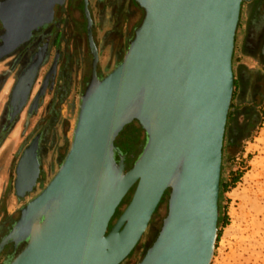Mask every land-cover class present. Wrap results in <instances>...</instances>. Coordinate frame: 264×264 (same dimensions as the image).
Segmentation results:
<instances>
[{
	"label": "water",
	"instance_id": "95a60500",
	"mask_svg": "<svg viewBox=\"0 0 264 264\" xmlns=\"http://www.w3.org/2000/svg\"><path fill=\"white\" fill-rule=\"evenodd\" d=\"M134 2L143 12L141 22L119 63L102 77L84 9L91 74L79 96L70 146L0 243V253L8 243L24 244L7 264H122L167 191L162 226L137 264L211 262L234 91L232 57L245 0ZM56 3L62 4L52 0L49 13ZM37 8L38 0L0 2V62L40 23ZM34 73L27 75L34 78ZM133 122L146 138L125 170L126 156L115 141ZM38 149L35 137L17 162L14 194L19 199L36 190ZM130 190V201L108 230Z\"/></svg>",
	"mask_w": 264,
	"mask_h": 264
},
{
	"label": "rangeland",
	"instance_id": "374dc122",
	"mask_svg": "<svg viewBox=\"0 0 264 264\" xmlns=\"http://www.w3.org/2000/svg\"><path fill=\"white\" fill-rule=\"evenodd\" d=\"M247 1L245 0L241 5L232 57L233 74L237 83L240 80L241 69H244L246 74L253 71L254 74H251L253 78L256 76V69L255 71L249 70V67H259L261 71L264 69L252 55L250 59L244 49L247 14L252 7ZM109 13L107 10L104 17L97 19L94 30L95 43L99 52L97 67L99 77L111 71L123 57L128 44H123L120 40L121 35H128L129 38L132 35V29L129 28L131 24L123 29L122 20L118 16L120 21L115 26L114 22L105 16L110 17ZM141 19L142 12L139 11L137 21L140 23ZM79 35V38L75 36L70 46V60L66 70L70 82L63 100L57 103L52 110L56 114L54 120L50 121L46 112V102H48L46 99L43 107L32 117H28L26 111L22 113L17 123L4 135L1 142L0 159L5 170L7 167L11 169V180L9 188L6 189L2 187L3 178H0V220L18 218L19 210L47 184L69 149L79 96L90 79L92 63V56L86 43V32H80ZM120 52L121 55L117 56ZM65 62V60L61 61L62 64ZM4 66L0 65V71ZM7 92L8 89H5L0 94V117L7 99ZM262 94H264V89ZM251 100L252 97H245L241 100L240 90L236 88L223 140L220 185L228 181L229 170H240L242 177L236 186L227 192L219 188L218 219L220 224L217 227V239L210 264H264V97L258 96L254 103ZM251 106L254 111L252 120L248 113V108ZM40 131L46 135L43 140L40 183L33 194L23 200H18L14 195L12 185L14 167L22 149L34 134ZM232 131L234 138H237L236 143L228 146ZM145 138L144 132L134 123L124 127L116 141L118 143H123L125 140L130 141L131 144L127 148L141 153ZM133 160L132 157L131 161ZM130 192L120 203L119 215L130 201L132 195ZM167 199L168 195H164L143 237L131 256L122 264L140 262L146 250L154 242L167 213ZM223 222L226 224L223 225ZM1 261L0 258V264Z\"/></svg>",
	"mask_w": 264,
	"mask_h": 264
},
{
	"label": "flooded vegetation",
	"instance_id": "af4514ba",
	"mask_svg": "<svg viewBox=\"0 0 264 264\" xmlns=\"http://www.w3.org/2000/svg\"><path fill=\"white\" fill-rule=\"evenodd\" d=\"M3 1L4 0H0V2ZM51 1L52 0H38L37 10L38 12L40 11V14L37 13V17L40 19V23H37L35 30L32 31L27 41L17 46L0 62V65H5L0 71V94L5 89H8L7 99L0 117V145L4 139V135L17 123L22 113L26 111L27 116L32 117L43 107L46 99H48V102H46V112L50 117V121L54 120L56 114L53 113L52 110L57 103L63 100L70 82L68 81V74L66 73L68 61L70 60V46L74 42L75 36L77 38L80 37V32H86V43L89 49L87 19L84 13L85 8L88 10L92 21L94 43V30L96 29L97 19L104 17V13L107 10L110 12L109 18L114 22L115 26L120 21V18L124 26L123 29H126V27H129L128 25L131 24L129 28L132 29V35L140 24L139 21H137L138 12H142V10L138 8L134 0H60L62 4L56 3L52 7V12L49 13V4ZM251 4L252 7L247 18L244 49L245 52H249L254 59H257L264 68V0H253ZM118 16L120 17L119 20ZM3 34L4 28L0 21V45L2 44L1 37ZM131 37L129 38L128 35L124 36L123 34L120 40L125 45L128 44ZM119 55H121V52L117 54V56ZM63 60L66 61L65 64L61 63ZM52 66L55 67V71L52 70ZM34 71V78L33 74L27 75ZM31 79L33 81L32 86L29 84ZM237 86V89L239 88L240 90L241 100L245 97H252L251 101L254 103L258 96L264 97V94H262V90L264 89V69L263 71L257 70L254 78L251 76V73L246 74L244 73V69H241L240 80ZM134 123L136 122L130 125ZM35 137H39L37 159L39 162L40 175L37 180L38 187L42 174L43 140L46 137L45 133L40 131L34 134L24 149ZM115 145L118 151L126 156L125 170H128L135 160L131 161V156L125 154L127 149L123 147L122 142L116 143L115 141ZM24 149H22L20 155ZM20 155L18 156V160ZM16 165L14 167V178L12 182L13 188ZM8 168L9 167L5 170L2 160L0 159V178H3L2 187L6 189L9 188L11 180V169ZM16 199L23 200L17 197ZM119 208L120 206L116 209L109 223L108 230L118 218ZM17 219L14 220L9 218L0 220V243L8 235ZM23 246V243L19 244L16 248L11 243L4 246L0 253V258L2 260L1 264H7Z\"/></svg>",
	"mask_w": 264,
	"mask_h": 264
},
{
	"label": "trees",
	"instance_id": "16d2710c",
	"mask_svg": "<svg viewBox=\"0 0 264 264\" xmlns=\"http://www.w3.org/2000/svg\"><path fill=\"white\" fill-rule=\"evenodd\" d=\"M237 85H238V83L235 80L234 81V91H233V97H232V99L234 98V96L236 94ZM230 107H231V105H230ZM248 113L251 116V120H252L253 119V114H254L253 109L248 108ZM251 124H253V123L251 122ZM233 135H234V132L232 131V135L228 139V146H233V144L236 143V139L237 138H234ZM117 139H118V137H117ZM116 143H117V141H116ZM130 144H131V142L130 141H127V140H125V142H123V147L127 149V152L125 154H128L129 156H131V158L133 157L134 160H135V158L139 155L140 152H137V151L133 152L130 149H128L127 146L130 145ZM241 177H242V172L240 170H235V171L229 170L228 171V181L226 183H224V184L222 183L220 185V188H222V191L223 192H227V191L231 190L240 181ZM132 191L133 190H131L130 193H132ZM168 193H169V191L166 192L165 196H167ZM219 224H220V221L218 219L217 227L219 226ZM225 224H226V222H223V225H225Z\"/></svg>",
	"mask_w": 264,
	"mask_h": 264
},
{
	"label": "crops",
	"instance_id": "0c3cea01",
	"mask_svg": "<svg viewBox=\"0 0 264 264\" xmlns=\"http://www.w3.org/2000/svg\"><path fill=\"white\" fill-rule=\"evenodd\" d=\"M252 1L253 0H248L247 2H249V4H251L252 3ZM252 5V4H251ZM248 15H249V13L247 14V18H248ZM107 18H109L108 17V15H105ZM247 21V20H246ZM246 25H247V23H246ZM238 26H239V24H238ZM245 35H246V33H244ZM249 54V55H248ZM247 56L250 58V59H252V56H251V54L249 53V52H247ZM262 65V64H261ZM255 69H256V71L258 70H261V69H259V67H249V70H254L255 71ZM254 74L253 73V71H249V74ZM250 108H253L252 106L250 107Z\"/></svg>",
	"mask_w": 264,
	"mask_h": 264
}]
</instances>
